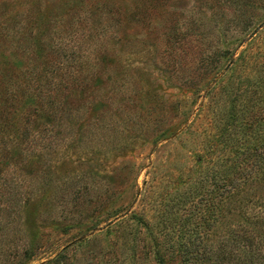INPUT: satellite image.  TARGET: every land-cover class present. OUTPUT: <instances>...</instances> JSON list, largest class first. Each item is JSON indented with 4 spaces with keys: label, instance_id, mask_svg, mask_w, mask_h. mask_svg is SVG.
<instances>
[{
    "label": "rangeland",
    "instance_id": "374dc122",
    "mask_svg": "<svg viewBox=\"0 0 264 264\" xmlns=\"http://www.w3.org/2000/svg\"><path fill=\"white\" fill-rule=\"evenodd\" d=\"M158 253L264 264V0H0V264Z\"/></svg>",
    "mask_w": 264,
    "mask_h": 264
},
{
    "label": "trees",
    "instance_id": "16d2710c",
    "mask_svg": "<svg viewBox=\"0 0 264 264\" xmlns=\"http://www.w3.org/2000/svg\"><path fill=\"white\" fill-rule=\"evenodd\" d=\"M225 182H226V180H225ZM225 182H224V183H225ZM229 183H230V181H229ZM229 188H230V187H229L228 185H226L225 189L228 190V191H226V192H229ZM185 252L188 253V250L185 251ZM184 256H185V257H184V259H185L184 261H185V262H188V261H189V259H188L189 257L186 256V255H184ZM157 261H158L159 264H167L166 261H165V259L160 255V253L157 254ZM245 263H246V264H247V263H249V264H253V263H255V256H254V255H250V256H249V259H247V260H245V261L243 262V264H245Z\"/></svg>",
    "mask_w": 264,
    "mask_h": 264
}]
</instances>
